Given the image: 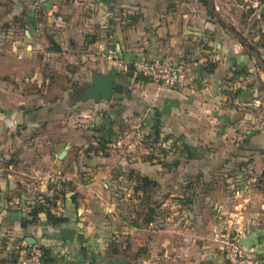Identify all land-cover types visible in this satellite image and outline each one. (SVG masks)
Segmentation results:
<instances>
[{"label": "crops", "instance_id": "0c3cea01", "mask_svg": "<svg viewBox=\"0 0 264 264\" xmlns=\"http://www.w3.org/2000/svg\"><path fill=\"white\" fill-rule=\"evenodd\" d=\"M214 9L210 0H0V149L6 138L9 144L14 141L7 183L10 190L17 189L9 201L0 179V208L10 210L0 214V264H16L22 239L48 250L52 264H95L102 218H114V191L125 177L120 171L123 151L118 156L115 149H123L131 135H147L150 128L155 136L177 137L190 146L217 145L226 157L210 162L207 154L176 167L166 155L155 166L139 163L130 169L155 181L170 198L177 183L174 173L184 174L182 180L192 184L201 180L191 176L199 169L206 177L211 169L221 170L231 199L221 207L220 227L264 262V67L249 59L252 53L246 55L241 39L225 33L231 29L238 34L236 20L229 28L218 20L222 35H213ZM260 40L262 51L256 56L264 60ZM109 48L128 65L164 56L184 64L183 88L135 81L130 70L122 73L101 59ZM68 65L76 67L68 71ZM112 70L122 91L110 101L78 91L83 82L90 84L95 75ZM253 76L260 78V87L258 81L250 82ZM145 86L149 95L139 92ZM114 130L118 134L113 139ZM84 137L91 138L88 142ZM101 146L110 154H102L97 149ZM241 155L254 160L244 162ZM65 184L75 190L66 192L64 201L59 196L53 212L67 222L51 227L39 214L28 224L19 210L28 212L35 197L23 190L51 196ZM172 202L165 199L162 206ZM173 210L162 208L160 214L172 218L178 214ZM165 233L169 238H160L157 249L173 255L157 258V264L165 259L173 264H225L219 244L197 252L192 232L173 224L157 235Z\"/></svg>", "mask_w": 264, "mask_h": 264}, {"label": "rangeland", "instance_id": "374dc122", "mask_svg": "<svg viewBox=\"0 0 264 264\" xmlns=\"http://www.w3.org/2000/svg\"><path fill=\"white\" fill-rule=\"evenodd\" d=\"M212 3V7H217L212 11L211 22L215 25L214 33L215 36H221L222 32L218 27V20H221L226 24V27H233L234 20H236L235 27L237 28V35L234 34L233 30L229 29L230 33L225 32L233 39H241L244 43L243 50H246V55H250L252 53L253 58L250 56L249 59H254L255 64L257 63L259 66L264 67V60L262 57H257L256 53L261 55L262 49L260 48L261 38L264 41V23L262 22L261 14L264 9L261 11V3L263 0H210ZM264 14V12H263ZM222 24V23H221ZM232 32V33H231ZM219 42V40H217ZM238 41V40H237ZM222 42V40L220 41ZM184 66V64H183ZM68 71H71L76 66L68 65L66 66ZM71 67V68H69ZM184 72L186 68L184 66ZM244 76L247 73L243 72ZM243 78V77H242ZM253 78V79H252ZM260 78L254 79V76L251 77V83L255 85L256 81H258V85L260 84ZM89 81V80H88ZM83 82L78 91L84 90L89 86V82ZM142 82V81H141ZM143 83H153V82H143ZM260 87V86H259ZM146 89L139 91L141 94L145 92L146 95L151 91L150 87L145 86ZM263 90L264 88L261 87ZM77 91V90H76ZM140 96V95H139ZM139 96H134V98H139ZM143 96V95H141ZM145 96V95H144ZM264 110V107L262 108ZM151 110H153L151 108ZM155 123H153L154 125ZM159 127V126H157ZM87 127H83V131L85 135L90 136L87 131ZM128 131L132 133L136 131L133 128H129ZM147 135L139 134L137 137V133L135 135H131V138H128L127 141L122 145L123 149L117 148L115 149L118 153V156L121 155L120 151H123V155H121L124 159L125 165L123 169L120 167V171L124 172V181L120 182L118 186H121L123 189L118 190V186L114 191L113 197L115 201L112 206L115 208L114 218L112 217H104L102 218L103 231L102 237H100L99 242L97 244V248L95 250L96 260L95 264H103V262L107 260H113L115 258H121L128 262L129 264H157V258H168L172 253L166 252L165 249L163 251L157 249V241H165L168 239V233H165L166 236L157 235V232L166 226L170 227L173 224H176L183 231L192 232L193 239L195 240V249L197 252H205L209 251L211 244H219L222 248V256L225 264H227L224 258V241L231 240L236 242L240 249L244 252L246 251L242 248L238 240H236L233 235L227 234L224 228L220 227L219 218H223L221 216V207L227 202V199H231L230 194L226 188L224 183V177L221 170L211 169L209 171V176H205L201 169L198 170V173L191 175L193 177H197L201 180H195L192 184H186L182 178L184 174L182 173H173L172 169H168L169 174L174 178L177 182L174 186L171 187V190L174 194V197H169L171 193H162L160 190V185L150 186L142 189L139 183V177H143V173L140 174L135 170H131V164H145L150 166L157 165V162H160L163 157L170 156V162H174L175 166H178V163L183 162L184 160L188 161L190 159H203L207 154L209 157L205 159L206 161H210L211 159H219L220 157H226V154H219L220 147L214 145V147L208 148L206 146H190V144L184 143L183 140L177 137L170 136H161L160 133L155 136L153 128H150ZM122 132V130H121ZM118 134L117 130L111 132L110 137L115 138ZM92 137V136H91ZM91 137H84L86 141H88ZM28 139L21 140L22 143H26ZM139 141L140 144L137 143ZM9 139L6 138L5 143L3 144L5 147L0 149V179H3L5 183V198L9 201L13 199L14 194H16L17 189H9V185L7 183L9 171V163L11 158V151L14 150V141L12 140L10 144L8 143ZM89 142V141H88ZM240 142L245 143V139L241 138ZM239 142V143H240ZM242 143V144H243ZM223 144V143H222ZM241 144V143H240ZM129 146H132L129 149ZM185 146L191 151L192 155L195 157L190 158ZM97 149L102 151V154L107 155L105 150L106 146L97 147ZM192 149H195L194 152ZM198 150V151H197ZM213 151V152H212ZM263 154L264 150L261 151ZM215 155V156H214ZM230 155V154H229ZM228 155V156H229ZM233 156V154H231ZM222 158V159H223ZM212 160L210 162H212ZM241 160L244 162H252L254 158L252 155H241ZM125 166L128 169H125ZM116 175V174H115ZM118 175V174H117ZM113 176V175H112ZM151 178L156 179L157 177V169L156 174H151ZM174 176V177H173ZM206 178L207 181H204ZM203 183V184H202ZM139 187V192H135L134 188ZM20 189V188H19ZM75 190L74 187L65 184L64 187L60 186L59 189H55V192L60 195L62 191L64 192H73ZM25 194L27 192L33 194L35 198L42 196L38 191H29L23 190ZM12 192V193H10ZM22 192V190H21ZM53 194V193H52ZM189 194V195H187ZM27 195H24V197ZM59 198V197H58ZM165 199H170L173 202L168 207H163V203ZM61 207V206H59ZM162 208H170L176 209L177 211L174 217L164 216L160 213L162 212ZM63 210V208H62ZM69 210V209H68ZM76 211V209H75ZM169 211V209H167ZM165 212V211H164ZM113 229H112V228ZM159 227H162L159 229ZM106 228V229H104ZM108 229V230H107ZM112 229V230H111ZM187 229V230H186ZM106 231H110L105 234ZM24 240H20V243ZM218 245V246H219ZM218 248V247H217ZM20 245L18 251L20 252ZM110 254V255H109ZM254 259V264H264L260 259L251 254ZM104 258H108L103 260ZM97 262V263H96ZM161 264H173L170 260L159 261Z\"/></svg>", "mask_w": 264, "mask_h": 264}, {"label": "built area", "instance_id": "2783aa9c", "mask_svg": "<svg viewBox=\"0 0 264 264\" xmlns=\"http://www.w3.org/2000/svg\"><path fill=\"white\" fill-rule=\"evenodd\" d=\"M100 57L102 60L112 63L122 73L130 70L133 78H146L169 90L183 88L184 66L169 56L153 59L140 58L128 65L119 58L114 48H109ZM223 243L224 258L227 264H254L251 254L243 252L236 242L225 240ZM20 247L16 264H49L37 244H30L24 240L20 243Z\"/></svg>", "mask_w": 264, "mask_h": 264}, {"label": "trees", "instance_id": "16d2710c", "mask_svg": "<svg viewBox=\"0 0 264 264\" xmlns=\"http://www.w3.org/2000/svg\"><path fill=\"white\" fill-rule=\"evenodd\" d=\"M135 81H142V82H151L146 78H142V77H137L134 78ZM109 139V138H108ZM109 140H105L104 142H108ZM185 149L187 150V153L189 154V157H195V155H192L191 151H189V149L185 146ZM139 183H140V187L142 189L146 188V187H150V186H157V183L155 181L150 180L147 177H139ZM140 188L136 187L134 188L135 192H139ZM54 191L53 194L51 196H40L37 199L35 198L33 200V204L32 205H28V212H25L24 210H19L20 212L24 213V217L27 220L28 224H33L34 222L37 221L38 215L39 214H44L45 215V219L47 221V223L51 226V227H55L58 225H61L65 222H67V218H65L63 215L61 216H57L54 212L53 209L56 207V201L59 199L58 197L61 196L62 200L64 201L66 199V192L62 191L60 193V195ZM35 197V196H34ZM72 203L76 205V201H75V195H72L69 198ZM7 210V209H6ZM5 208H0V214L2 213V211L4 212H9L10 210L6 211ZM45 258H46V262L49 264H52V260H50V258L48 257V250H46L43 246L38 245Z\"/></svg>", "mask_w": 264, "mask_h": 264}, {"label": "water", "instance_id": "95a60500", "mask_svg": "<svg viewBox=\"0 0 264 264\" xmlns=\"http://www.w3.org/2000/svg\"><path fill=\"white\" fill-rule=\"evenodd\" d=\"M131 76V73L129 74ZM118 73L116 70L110 71L106 76L95 75L88 88L85 90V96L94 100L110 101L114 94H120L122 86L116 82ZM30 244H35L31 239L26 240ZM103 264H129L121 258L107 260Z\"/></svg>", "mask_w": 264, "mask_h": 264}, {"label": "flooded vegetation", "instance_id": "af4514ba", "mask_svg": "<svg viewBox=\"0 0 264 264\" xmlns=\"http://www.w3.org/2000/svg\"><path fill=\"white\" fill-rule=\"evenodd\" d=\"M88 88V87H87ZM86 89V88H85ZM85 89L84 90H82V96H84V94H85Z\"/></svg>", "mask_w": 264, "mask_h": 264}]
</instances>
